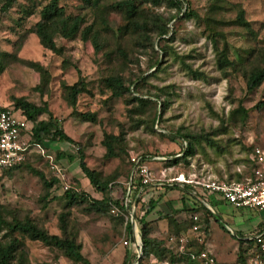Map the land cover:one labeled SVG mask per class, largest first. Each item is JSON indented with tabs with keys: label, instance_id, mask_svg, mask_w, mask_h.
Here are the masks:
<instances>
[{
	"label": "rangeland",
	"instance_id": "1",
	"mask_svg": "<svg viewBox=\"0 0 264 264\" xmlns=\"http://www.w3.org/2000/svg\"><path fill=\"white\" fill-rule=\"evenodd\" d=\"M119 1L123 0H58L64 16L84 19L74 38H65L54 29V40L62 49L59 54L44 47L35 32L41 12L51 0H17L4 14L0 0V104L12 108L18 97L48 104L56 123L76 144L47 135L45 147L56 158L60 152L67 155L57 161L83 195L78 204L69 206L61 182L47 190L35 171L43 172L48 181L55 174L44 159L35 156L26 164L0 171V212L8 220L30 217L51 234L75 238L91 264H124L127 255L131 264H137L143 255L138 218L149 200L161 195L160 208L179 212L174 213V222L163 219L151 224V236L161 245L159 255L144 257L145 263L258 264L235 234V208L216 221L203 203L193 199L198 201L203 193L196 181L231 182L250 176L251 154L256 147H264V82L252 92L246 83V75L264 65V0H185L189 8L184 4L182 12L167 0L158 4L134 0L139 17L159 13L171 18L165 38L152 31L147 36L131 29L124 33L122 28L129 19L113 7ZM189 10L199 17H185ZM240 11H244L248 26L238 21ZM83 31L89 38L95 36L97 44L91 38L84 40ZM222 50L229 60L238 61L226 72L218 66ZM156 61L159 64L154 66ZM30 63L44 65L46 75L28 66ZM188 67L201 75H192ZM111 75L121 76L131 92L113 96L105 84ZM78 81L85 90L78 96L76 111L96 113V121H84L66 100L67 89ZM134 95L149 101L131 102ZM161 109L157 125L153 119ZM38 121L40 126L55 130L47 114ZM107 134L119 137L115 157H107ZM186 135L195 147L189 156L184 151ZM81 152L101 180L111 183L106 193L97 190L81 170ZM143 154L168 161L148 162L155 180L144 188L138 201L140 183L137 180L130 185L128 173L132 158ZM176 158L178 162L171 161ZM180 175L194 183L176 181ZM184 184L190 185L192 194L181 191ZM124 193L128 210L104 214L91 210L92 200L109 197L122 201ZM183 205L196 208L181 211ZM193 212L202 224L212 221L209 231L203 227L194 230ZM62 213H67L64 232ZM128 221L133 223L132 233L126 229ZM13 237L21 239L27 264H82L58 248L13 234L7 227L0 229V240ZM202 252L214 263L189 259V254Z\"/></svg>",
	"mask_w": 264,
	"mask_h": 264
},
{
	"label": "trees",
	"instance_id": "2",
	"mask_svg": "<svg viewBox=\"0 0 264 264\" xmlns=\"http://www.w3.org/2000/svg\"><path fill=\"white\" fill-rule=\"evenodd\" d=\"M148 1H151L154 4H158L162 0H148ZM167 1L171 7L177 8L180 12H182L184 4H187L188 6L186 9L189 8V3L188 1L185 0H167ZM3 2L4 3L1 11L2 14H4L7 9L12 7L17 2V0H3ZM113 7L117 10L125 12V14L129 19L127 25L124 28H122L123 32L125 31L124 33L128 32L129 29H131L133 32L136 33L140 32L142 35H146L148 31H152L160 38H165L170 33L169 23L171 18L167 20L164 18V16H162L159 13H153L152 15L149 16L142 15L141 17H139V10L134 0L119 1L116 4H114ZM184 16L187 18L199 17L198 14L195 13L193 10H189L188 12L185 11ZM238 21L244 26L249 25L248 22L244 19V11H240ZM83 22L84 19L83 17L80 16H73V17L64 16V9L63 7L59 6L58 0H51V2L43 8L41 12V20L35 25V32L38 35L40 42L44 47L60 54L62 53V49L57 46L54 40V34H53L54 29H56L55 32H58L65 38H74L77 35H79V33L81 32ZM87 31L90 32V29L88 28ZM81 35L84 40H88L91 38L93 42L97 44V39L95 36L89 38L88 34H86V31H83ZM160 50L162 52H166L165 47H161ZM30 64L32 65H28V66L39 71L43 77L46 75L47 69L44 67V65H41L40 63H30ZM158 64L159 61H156L154 63V66ZM236 64H238V61L229 60L224 50L219 51L218 66L223 72H226L229 67H235ZM188 70L194 76L198 77L201 75L198 71L193 70L191 67H188ZM263 82H264V65L252 69L246 75L247 90L249 92L258 89ZM105 84L109 89L112 90V95L115 97H122L125 93L131 92V86H127L125 84L124 79L119 75H111L107 77L105 79ZM36 88L37 89L39 88L38 85L36 86ZM84 90H85V85L80 81L72 84L67 89L66 100L69 106L73 108V112L79 114V116L84 121H96L97 120L96 113H91V112L77 113L76 111L78 96ZM132 93L133 94L137 93L136 89ZM130 101L131 102L137 101L140 104H146L149 100L141 95H134ZM12 108H14V110L16 111H20L29 121L35 123L31 131L32 139L34 141L39 143H44L45 137L49 135L53 140H59V141L68 142L70 144H76V141L56 123L55 117L50 111L47 103H44L43 105H38L31 101H28L24 97H18L15 98L14 106ZM163 109L160 110V114L158 116L157 115L154 116L153 123L156 122V124L158 125V120L160 119L161 111ZM43 114H47L49 116V121L54 125L55 128L54 131H50L47 127H43L39 125L38 118ZM177 137L180 136L178 135ZM177 137H173V140H176ZM187 137L189 136L186 135L183 140L185 144L184 151L186 156H189L194 153L195 147L192 144V142H187L186 139ZM118 139L119 137L113 134L105 135L104 144L108 150L107 157L117 156L115 143L117 142ZM35 156L42 158L41 156L34 155L30 157L23 164L28 163L31 160V158ZM156 156L158 155L143 154V155H139L138 157H140L144 161V160H150ZM66 157L67 155L64 152H60L57 154L58 159H62ZM69 157L70 160H74V156H69ZM177 158L171 159V161L178 162ZM164 161H168V159L166 158L164 159ZM79 165L85 176L89 179L90 183L93 184L97 190H99L102 193H106L109 190L111 183L109 181L101 180L99 173L94 169H91L87 165L85 161V155L82 152L79 155ZM134 165L135 164L132 161L131 169L128 174L130 180L131 178H133L131 185H134L135 184L134 182H136L137 180L140 183V185L136 188L137 195L140 196V197L138 196L137 200L140 201L145 191L144 189L142 190V184L140 179L136 177L135 174H133ZM9 169H4L3 171ZM252 169H253V165H252ZM35 172L43 180L44 186L47 190H50L54 183H58V184L60 183V180L55 176H52L50 181H48V179L46 178L43 172L40 171H35ZM245 178L236 181H242ZM189 186H190L189 184H184L183 188L181 189V191L185 195L188 193L192 194L191 193L192 191L188 188ZM65 192L67 198L69 199L68 202L69 206L78 204L83 196L78 194L79 191L76 188H70L68 190H65ZM125 195L126 193H124L123 195L124 197L122 201L119 200L113 201L109 197H104L103 199H94L90 203L91 210L104 214L109 211H112L113 207H116L118 209V212L126 211L128 210L130 205H129V201L126 200ZM160 197L161 195L150 199L145 209L143 210V214L138 218L140 235L142 239L143 255L141 260L137 264H153V263H145L143 261V258L151 254H155L156 256L159 255L158 250L160 249L161 244L158 239L153 238L151 236V224L157 220H163V219H168L170 220V222H174V218H173L174 213L179 212V210L176 209H173V211L166 212L165 210L160 208V202H161ZM183 199H185V197H183ZM195 208L196 207L187 208L186 206L183 205L181 211L184 210L192 211L195 210ZM206 210L208 211V213H211L214 216L216 221H219V219L221 218L220 215L219 217L215 215L210 209H208L207 206H206ZM194 216H198V214L193 212L192 215L193 226L198 225L199 228L203 227L207 231L210 230L211 228L210 219H208L207 221H205V223L202 224L201 223L202 220L200 219V217L198 216V219L195 220ZM60 220H61V229L64 232L66 231L67 213H62L60 216ZM3 227H7L9 231L13 234L19 233L24 235L25 237H28L30 240L40 241L46 246L58 248L64 253V255H66L68 258L72 259L75 262L82 264H91L90 260L82 253L81 243H78L75 238L69 237L67 235L60 236L57 234H51L45 228L40 227L36 223V221H34L30 217H26L23 219L18 217H13L11 220H8L0 212V229H2ZM126 229L129 233H132L133 231L132 221L127 222ZM235 234L238 236L237 233ZM239 241L246 246L248 252L251 249H256L253 241H247L244 239H240ZM18 255L20 256L19 260L17 259ZM189 256H190L189 259L192 260L196 258L202 259L201 253H198V255L193 253V254H189ZM15 261H17V264H27V259L25 257V249L21 239H19L18 237H13L7 240L6 239L0 240V264H13ZM124 264H131L128 255L124 261Z\"/></svg>",
	"mask_w": 264,
	"mask_h": 264
},
{
	"label": "built area",
	"instance_id": "3",
	"mask_svg": "<svg viewBox=\"0 0 264 264\" xmlns=\"http://www.w3.org/2000/svg\"><path fill=\"white\" fill-rule=\"evenodd\" d=\"M29 128V120L20 112L11 107L0 106V171L4 169L14 168L25 163L34 154L41 156L49 168L54 172V176L60 180L63 189L68 190L74 188L72 181L65 172L57 158L50 154L43 143L36 142L32 139V135L27 131ZM29 134V135H28ZM161 156L153 157L150 160H142L140 157H133L134 162L133 174L141 181L142 190L150 186L155 180L154 174L148 162L151 160H164ZM253 169L250 176L242 181L231 182H200L186 180L184 175H180L175 180L178 182L194 183L196 187H200L203 191L202 196L207 197L209 194H216L225 203L237 209H254L264 210V147H256L251 154ZM133 178H131L130 185ZM141 190V192H142ZM197 191L194 190V194ZM212 210L211 206H207ZM113 213H118L116 207L112 208ZM197 220L198 216H194ZM199 226L195 225L194 230H198ZM247 241H253L256 249H251L249 253L252 255V261L260 264L264 258V229L252 232ZM201 258L207 263H214V259L210 258L206 252L201 253Z\"/></svg>",
	"mask_w": 264,
	"mask_h": 264
},
{
	"label": "crops",
	"instance_id": "4",
	"mask_svg": "<svg viewBox=\"0 0 264 264\" xmlns=\"http://www.w3.org/2000/svg\"><path fill=\"white\" fill-rule=\"evenodd\" d=\"M0 106L7 107L1 104ZM30 123L32 124V122L29 121V128L27 131H29L28 133L32 135L31 131L34 125L32 124V126H30ZM34 155H37V154H34ZM201 194L203 193L199 194V197H200L198 200L199 202L195 200V198L193 199V201H196L197 203L201 202L203 203V205H206V206L208 205L211 206L212 207L211 211L214 214H217L218 217L219 215L223 217V214H227L228 210L230 208H233L232 206H227L226 203L220 200V197L217 196L216 194H209L207 197H201ZM189 197H192V196L190 195ZM192 207H196V205ZM211 224H212V221H211ZM262 229H264V210L259 211V210L247 209V208H243V209L235 208V233L238 234L240 239L247 238L252 232L257 231V230H262Z\"/></svg>",
	"mask_w": 264,
	"mask_h": 264
}]
</instances>
